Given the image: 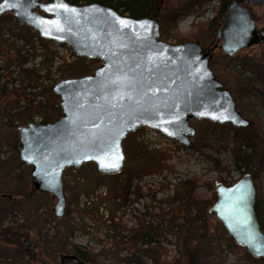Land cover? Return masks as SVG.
I'll use <instances>...</instances> for the list:
<instances>
[{
  "label": "water",
  "instance_id": "95a60500",
  "mask_svg": "<svg viewBox=\"0 0 264 264\" xmlns=\"http://www.w3.org/2000/svg\"><path fill=\"white\" fill-rule=\"evenodd\" d=\"M246 2L249 7L264 4V0ZM36 9L44 15L33 12ZM8 12L41 40L67 45L76 57L101 62L91 74L63 79L51 87L61 110L56 121L16 129L18 159L31 169L32 190L55 199L56 218L66 211L63 172L85 164H94L101 176L122 172V141L138 129L148 128L192 147L196 133L189 123L192 120L237 129L250 126L231 92L210 69V52L203 53L195 41L162 42L155 18L133 19L99 4L73 5L65 0H1L0 17ZM232 21H238L234 24L242 32L253 34L243 47L264 44L263 28L258 40L248 11L232 1L215 32V46L222 40L220 49L227 56L239 49L232 46ZM214 191L215 201L207 214L251 257L264 258V233L255 212L251 175L246 173L230 186L215 184ZM22 246L35 255L27 240ZM58 260L60 264H87L73 254H61Z\"/></svg>",
  "mask_w": 264,
  "mask_h": 264
},
{
  "label": "rangeland",
  "instance_id": "374dc122",
  "mask_svg": "<svg viewBox=\"0 0 264 264\" xmlns=\"http://www.w3.org/2000/svg\"><path fill=\"white\" fill-rule=\"evenodd\" d=\"M79 2L83 4L81 0ZM199 2L202 5L195 6L194 12L176 19L175 26L171 25L166 31H162L161 28L162 42L178 45L195 41L202 48L211 45L222 15L219 0H168L165 5L161 4L163 7L160 14L165 17L166 23L168 18H172L184 5ZM252 14L255 20L262 21L264 9L254 7ZM163 17L158 19L159 23H162ZM21 44L22 41L17 40L16 45ZM45 47L46 45L33 38V49L29 52L33 53V59L30 58L26 64L28 68L33 67V122L36 123L49 120L55 107H58L59 99L53 100L51 97H56L51 91L56 82L91 74L101 64L99 60L79 57L77 59L67 45L52 43L46 49L56 56L54 63L45 69L38 65V58H35V54L47 52ZM209 67L230 92L238 78H242L249 85L247 91L241 89L239 93L236 92L235 97L241 99L238 111L256 126L248 132V135L253 137L254 147L247 152L252 153L254 161L261 160L258 169L250 168L248 171L241 169L240 172L233 170L232 152L236 147L229 125H208L203 121H190V125L196 131L191 139L192 147H185L160 134L157 136L148 129H141L136 133H130L122 141L125 168L118 178H112L113 175H100L102 178H99L94 164H85L79 169L69 168L63 172V185L68 183L70 186L65 189V214L56 218L53 212L55 199L51 195L34 192L31 198L23 196L32 188L29 177L31 169L18 159V146H12L10 141L3 142L0 145V264H55V257L58 259L61 254L71 255L75 246L96 253L102 246L115 248L114 245H117L122 249L121 257H124L126 253L135 249L146 248L142 244L130 245L125 241L123 244L120 242V236L129 235L126 231L137 229L141 220L145 225L152 224L158 228L160 246L166 250L165 259L173 261L178 258L176 254L179 246L167 218L162 220L168 211L162 201L172 194L179 181L186 179L199 181L196 193L200 195L201 200L208 201L210 206L215 200V184L222 185V179L236 182L249 173L256 188L257 215L260 221L264 222V74H262L264 45L244 50L232 58H224L222 54L216 52ZM10 71L14 73L12 77L15 78L17 69L11 68ZM17 85L15 83V86ZM151 150L170 155L166 163L172 171L147 174L139 179L143 165L140 159L146 155L145 152L149 153ZM210 158L219 164L218 170ZM225 169L230 173L227 174ZM128 178L131 181V192L136 191L137 195L131 194L128 205L115 212L116 230L112 233L113 238L107 241V231L96 228L92 219L81 211L97 203L101 198L109 197V193ZM110 196L113 200V194ZM107 215L109 216L107 204L100 205L98 216L105 219ZM192 217L197 220L195 226L199 231H206L203 257L195 264H264V258L251 257L244 248L237 246L222 225L213 215L204 212L202 206L197 205ZM69 228L72 229L71 233H67ZM10 239L18 245L10 243ZM24 240L35 246L29 247L35 255H30L24 250L22 246ZM211 249L214 254L211 253ZM22 253L25 254L24 258ZM30 256L37 260H31ZM178 260L179 264H182L183 260L180 258ZM57 261L60 264L59 260ZM102 264L109 262L103 260Z\"/></svg>",
  "mask_w": 264,
  "mask_h": 264
},
{
  "label": "trees",
  "instance_id": "16d2710c",
  "mask_svg": "<svg viewBox=\"0 0 264 264\" xmlns=\"http://www.w3.org/2000/svg\"><path fill=\"white\" fill-rule=\"evenodd\" d=\"M68 3L73 5H80L79 0H66ZM162 1V2H161ZM168 0H81L83 4H99L101 6L110 8L120 15H127L133 19L141 18H155L160 19L161 14V4L165 5ZM232 1L243 2L244 0H219L220 14L225 13L228 5ZM202 3H191L189 5H184L179 9L172 18H168L165 23V17L160 24L162 31H166V28L175 26L177 20L182 18L189 12H194V7L201 6ZM177 19V20H176ZM159 22V20H158ZM213 25V22H211ZM33 38H35L42 45H46L45 49L52 45V42L42 41L37 33L26 26L21 25L18 21L13 19L10 15H6L0 18V145L3 142L10 141L12 146L19 147V138L16 132L18 126H23L28 123H33V67H26L29 59H33V53H29L33 49ZM11 39L13 40L11 41ZM17 40H21L22 44L17 46ZM47 50V49H46ZM55 53L47 50L45 53L35 54V58H38V65L48 69L54 63ZM78 59V58H77ZM98 67V66H97ZM96 67V68H97ZM11 68H16L17 73L15 78L12 77L14 74L10 71ZM59 72V67L57 68ZM264 74V72L262 73ZM49 74L46 75L48 78ZM40 78V77H39ZM37 80V79H36ZM236 85L231 90L233 98L237 104V110L240 109V97H235L236 92L239 93L241 89L244 92L249 88L248 83L244 82L242 78H238ZM15 83L18 85L15 86ZM53 100L58 99L57 97L51 96ZM23 103L22 105H20ZM61 116V110L55 107L49 120L41 121L40 123L46 124L56 121ZM208 125L211 124L208 121H203ZM230 130L233 132V142L236 149L233 153V170L240 172L241 169L249 170L250 168H257L260 166V161H254V157L251 152L254 147L253 137L248 135V132L255 129V125L250 122L248 128H232ZM141 129L135 131L138 132ZM140 159L142 161V170L139 173L138 178L141 179L143 176L152 173H161L164 170L172 171V169L167 165L166 161L170 159V155L162 151H149ZM216 170L219 169V164L212 158ZM227 174L230 173L225 169ZM121 173L113 175L112 178H118ZM100 176V175H99ZM99 178H102L101 176ZM128 178L125 179L119 187L114 188V190L109 193V197L101 198L97 203L91 204L86 210H82L87 217H90L96 228L105 229L106 239L113 238L112 233H115V212L124 206L128 205V199L131 194L137 195V192H131V181ZM199 181L197 179H186L181 180L174 187L172 194L166 196L162 201L167 207L168 211L163 215V219L167 218L169 227L174 230V238L176 240L178 247L177 256L182 259V264H195L199 258L203 257V245L206 244L204 238L206 237V231H199L198 227L195 226L197 220L192 217V212L198 206L203 207V211L207 213L209 207L208 201L201 200L199 194L196 193V189ZM235 181L231 179H222L221 184L230 186ZM69 184L64 185V190L69 188ZM66 191V190H65ZM35 191H28L25 198H31ZM113 194L114 199L111 196ZM119 200V201H118ZM112 201V202H111ZM118 201V202H117ZM215 201V200H214ZM107 204V210L109 211V216L107 215L105 219L98 216V207L102 204ZM109 205V206H108ZM110 207V209H109ZM69 211V210H68ZM70 212V211H69ZM255 212L257 215V200H255ZM257 219L264 233V222ZM221 224V223H220ZM157 229L152 224L145 225L143 220L139 223V226L135 230L126 231L128 234L120 236V242L123 244L124 241L128 242L130 245L142 244L146 248L135 249L130 253H126V256L121 257L122 249L114 245L115 248L110 246H102L98 252L93 250L84 249L80 247H74L72 254L77 255V257L87 264H102L103 260L109 262V264H179L178 258L173 261H167L166 250L160 246V234H157ZM72 229L69 228L67 233H71ZM232 240V239H231ZM10 243H15L11 239ZM175 243V244H176ZM214 254L213 249H211ZM25 254L22 253V258ZM27 257V256H26ZM31 260H37V258L30 256ZM57 257H55V264H58ZM41 262L43 260H40ZM19 262V261H18Z\"/></svg>",
  "mask_w": 264,
  "mask_h": 264
},
{
  "label": "flooded vegetation",
  "instance_id": "af4514ba",
  "mask_svg": "<svg viewBox=\"0 0 264 264\" xmlns=\"http://www.w3.org/2000/svg\"><path fill=\"white\" fill-rule=\"evenodd\" d=\"M1 1V0H0ZM66 1V0H65ZM46 2H49V0H40V3H46ZM236 2H238V1H236ZM240 5H241V8H243V9H246L247 11H248V13H249V15H250V18H251V20L254 22V24H255V29H256V32H257V38H258V40H260V36H259V32H260V30H261V28H263V30H264V14H263V19H262V21H260V20H255V18H253V14H252V8H254V7H261V8H263L264 9V4H262V5H260V6H252V7H249V6H247V2H246V0H244L243 2H238ZM228 8V7H227ZM33 12H35V13H38V14H41V15H44L42 12H41V10H39V9H36V10H34ZM227 13V9H226V11H225V13H223L222 15H221V18L225 15ZM6 15H10L11 17H13V19H15V17H14V15H13V13L12 12H8V13H5L3 16H1L0 18H2V17H4V16H6ZM16 21H18V19H15ZM19 22V21H18ZM238 21H232V25H231V34H232V46H235V47H238L239 49H238V51H237V53L236 54H234L233 56H231V57H229V56H227L221 49H220V46H221V44H222V40L215 46V44H216V40H215V33H214V39H213V42L211 43V45H209V46H207V47H205V48H202L201 46V49H202V52L203 53H207V52H210V54H211V60H210V62H209V66H210V63H211V61H212V59H213V57H214V54L216 53V52H219L220 54H222L223 55V57L224 58H232V57H234L235 55H237V54H239V53H242V51H244V50H247V49H255V48H258V47H262L264 44H261L260 42H258V43H256V44H253L250 48H245V47H243L244 46V42H245V40L246 39H248L250 36H252L253 34L250 32V30H248V31H244V32H242V30H241V27H240V25H235L234 23H237ZM20 23V22H19ZM21 25H24L22 22L20 23ZM219 27H221V19H220V25L216 28V30L219 28ZM216 30H215V32H216ZM213 47H215L214 48V50L213 51H210V49L211 48H213ZM214 74V73H213ZM216 77V76H215ZM30 246L32 247V248H35V246L33 245H31L30 244ZM75 256H77V255H75Z\"/></svg>",
  "mask_w": 264,
  "mask_h": 264
},
{
  "label": "built area",
  "instance_id": "2783aa9c",
  "mask_svg": "<svg viewBox=\"0 0 264 264\" xmlns=\"http://www.w3.org/2000/svg\"><path fill=\"white\" fill-rule=\"evenodd\" d=\"M151 132H153V131H151ZM153 134H155V135L159 136V134H157L156 132H153Z\"/></svg>",
  "mask_w": 264,
  "mask_h": 264
}]
</instances>
